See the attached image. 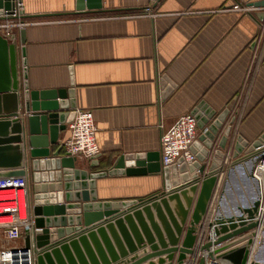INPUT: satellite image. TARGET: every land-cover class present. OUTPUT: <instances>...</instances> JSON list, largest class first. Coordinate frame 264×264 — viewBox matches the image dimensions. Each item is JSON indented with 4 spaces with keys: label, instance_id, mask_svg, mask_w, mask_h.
I'll return each mask as SVG.
<instances>
[{
    "label": "crops",
    "instance_id": "crops-1",
    "mask_svg": "<svg viewBox=\"0 0 264 264\" xmlns=\"http://www.w3.org/2000/svg\"><path fill=\"white\" fill-rule=\"evenodd\" d=\"M263 1L103 0L102 10L77 13L76 0H23L29 23L23 48L31 89H71L77 108L90 110L94 115L100 148L98 165L80 160L77 166L97 172L112 168L122 156H161L163 133L203 101L218 112L230 110L223 129L231 119L235 120L223 162L224 168L231 166L237 137L253 142L264 132V29L255 13L246 15L231 8L242 3L254 7V12H264L263 6L255 7ZM255 41L257 45L252 48ZM164 76L176 86L167 96H163ZM27 116L21 112L20 120ZM222 132L214 150L218 149ZM69 137L70 126L51 146L52 153L62 147L60 155L65 157L63 144ZM24 154L30 172L26 151ZM212 155L205 163L207 167ZM217 174L195 250L201 248L211 231L208 226L213 223L221 184L226 178L224 172ZM48 182L43 185L50 186ZM82 182L74 179L72 183ZM164 190V178L159 173L132 177L116 174L97 180L99 201L148 198ZM46 195L59 192L47 191ZM115 231L120 234L117 227ZM256 233L259 234L258 228L211 251ZM183 238L184 234L180 245ZM261 239L259 234L249 247V263L262 249ZM177 258L178 255L174 263ZM200 260L198 253L195 258L189 257L187 264Z\"/></svg>",
    "mask_w": 264,
    "mask_h": 264
},
{
    "label": "water",
    "instance_id": "water-1",
    "mask_svg": "<svg viewBox=\"0 0 264 264\" xmlns=\"http://www.w3.org/2000/svg\"><path fill=\"white\" fill-rule=\"evenodd\" d=\"M262 6L264 1L255 4V7ZM13 7V0H0V19L10 16ZM102 8L103 0H76L77 13ZM255 16L259 23L264 22V12H256ZM21 43L26 44L25 30L21 32ZM256 45L257 41L252 48ZM20 53L24 57V79L20 73ZM162 86L165 88L163 96L171 94L176 87L166 76ZM76 108L71 89L32 90L25 47L19 51L0 37V178L26 175V151L33 182L36 216L33 241L40 251L38 264H185L189 257L203 252L211 259L229 264H264L261 262L264 248L249 263V247L254 244V238L261 234L264 242V218H260L261 185L254 175L256 164L264 154V132L253 142L239 135L234 144L233 162L224 168V151L235 120L231 119L223 129L230 110L218 112L203 101L191 112L199 130L207 129L191 148L196 156L193 164L188 165L181 158L179 166L163 167L160 154H138L120 157L108 170L89 172L77 166L80 159L62 157V147L55 153L51 151V146L59 142L60 133L73 122ZM21 112L28 114L23 121L20 120ZM222 130L218 149L214 150ZM23 141H27L25 146ZM211 155L212 162L207 167L205 163ZM99 157L92 159L91 166L98 165ZM219 172H224L226 178L221 184L213 223L208 226L211 231L207 242L195 250ZM157 173L164 178L163 192L141 199L98 200L97 180L116 174L132 177ZM74 179L83 182L73 184ZM48 181L50 186L43 185ZM47 191L59 192V195L50 197ZM103 220L102 226H96ZM257 228L259 234L211 251ZM229 231L234 232L228 234ZM25 240L30 247L28 233ZM154 258L158 260L153 262ZM204 262L202 258L199 264Z\"/></svg>",
    "mask_w": 264,
    "mask_h": 264
},
{
    "label": "built area",
    "instance_id": "built-area-1",
    "mask_svg": "<svg viewBox=\"0 0 264 264\" xmlns=\"http://www.w3.org/2000/svg\"><path fill=\"white\" fill-rule=\"evenodd\" d=\"M10 16L0 19V37L13 44L20 51L21 32L29 25L24 3L13 0ZM252 6L235 3L231 10L242 14H256ZM148 11L151 8H147ZM26 15V17H25ZM264 29V22L259 23ZM20 73L23 78V57L19 58ZM23 81V80H22ZM75 118L70 126V137L64 142L65 157L78 158L91 162L100 155L97 142V128L92 111L74 109ZM195 115L188 113L181 116L174 126L164 132L161 138V164L163 167L179 166L181 158L190 165L196 161L191 148L201 133ZM26 175L0 178V264H38L40 251L33 241L36 216L34 214L33 182L30 172L25 167ZM261 185V213H264V154L260 157L254 171ZM31 238L30 247L26 246V234ZM205 258L204 264H225L208 257L207 252L199 254ZM224 262V263H221ZM228 263V262H227ZM195 264H199L197 261ZM229 264V263H228Z\"/></svg>",
    "mask_w": 264,
    "mask_h": 264
},
{
    "label": "rangeland",
    "instance_id": "rangeland-1",
    "mask_svg": "<svg viewBox=\"0 0 264 264\" xmlns=\"http://www.w3.org/2000/svg\"><path fill=\"white\" fill-rule=\"evenodd\" d=\"M209 234H210V233H208V234L206 235V237H205V239H204V243H206L207 236H208ZM261 238H262V237H261ZM261 240H262V239H261ZM204 243H203V244H204ZM203 244H202V245H203ZM201 247H202V246H201ZM262 248H264V246H262ZM199 249H200V248H199ZM199 262H200V261H199Z\"/></svg>",
    "mask_w": 264,
    "mask_h": 264
},
{
    "label": "bare ground",
    "instance_id": "bare-ground-1",
    "mask_svg": "<svg viewBox=\"0 0 264 264\" xmlns=\"http://www.w3.org/2000/svg\"><path fill=\"white\" fill-rule=\"evenodd\" d=\"M260 218H262V219L264 218V214H263V213L261 214V217H260ZM196 256H197V255H196ZM196 256H195V257H196ZM195 257H193V258H195ZM218 261H221V260H218ZM187 262H188V261H186L185 264H187ZM221 263H224V262H221Z\"/></svg>",
    "mask_w": 264,
    "mask_h": 264
}]
</instances>
